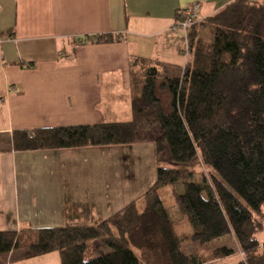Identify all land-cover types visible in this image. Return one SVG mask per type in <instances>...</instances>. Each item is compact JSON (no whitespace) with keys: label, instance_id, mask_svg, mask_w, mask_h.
I'll use <instances>...</instances> for the list:
<instances>
[{"label":"trees","instance_id":"obj_1","mask_svg":"<svg viewBox=\"0 0 264 264\" xmlns=\"http://www.w3.org/2000/svg\"><path fill=\"white\" fill-rule=\"evenodd\" d=\"M203 24L214 27L213 41L190 40L181 76L160 83L163 63H131V118L0 132V147L8 150L81 148L132 144L146 123L159 127L158 156L167 152L172 165L199 158L208 168L201 179L191 172L182 180V169L160 164L140 202L101 223L38 229L25 257L55 251L62 264H207L235 254L232 244L212 246L233 237L241 252L237 264H264L258 238L264 225L255 216L264 204V3L233 0ZM119 39L100 33L78 44ZM160 88L171 94L168 113L157 95ZM167 188L190 225L188 233L172 221L162 197ZM100 237L110 251L86 257L88 242ZM189 242L206 254L187 252ZM19 244L18 231H0V264Z\"/></svg>","mask_w":264,"mask_h":264},{"label":"crops","instance_id":"obj_2","mask_svg":"<svg viewBox=\"0 0 264 264\" xmlns=\"http://www.w3.org/2000/svg\"><path fill=\"white\" fill-rule=\"evenodd\" d=\"M194 1L202 5L196 22L187 34L173 31L178 9ZM231 1L0 0V132L124 120L120 115L129 114H120L119 104L133 96L131 63H163L160 83L166 76H181L184 48L193 37L194 42L200 39L197 27ZM100 33L120 39L78 44ZM157 95L165 108L159 89ZM159 134V127L142 123L138 140L128 145L29 151L0 147V231L20 233V246L4 257L5 264H62L55 251L24 256L38 229L101 223L140 202L155 183L159 165L170 163L167 152L157 154ZM172 204L168 211L179 231L185 221ZM186 246L187 252H204L198 243ZM232 246L240 259L237 243ZM232 258L207 264H228Z\"/></svg>","mask_w":264,"mask_h":264},{"label":"rangeland","instance_id":"obj_3","mask_svg":"<svg viewBox=\"0 0 264 264\" xmlns=\"http://www.w3.org/2000/svg\"><path fill=\"white\" fill-rule=\"evenodd\" d=\"M202 7V5H201ZM201 11V8H200ZM205 20V19H204ZM203 20V21H204ZM203 24V23H202ZM199 25L198 28V36L200 39L204 40L205 42L209 43L213 41L214 38V27L211 25ZM189 49V43L186 45V47L184 48V53H183V59H184V66L183 68H185V65L187 63L188 60V53L187 50ZM150 54V53H149ZM159 94L162 96L163 100H164V104H165V111L170 112L172 110L171 107V94L168 90L165 91V93H163L160 89H159ZM119 111L121 112L120 114H129L128 117H126V115H120V119H129L132 117L131 115V101L129 100H125L123 102H120L119 104ZM153 127H157L158 126H153ZM164 166H173L174 168H180L182 169L183 173H182V180L187 178V176L190 175V173L192 172L194 174V176L198 179L203 178V176L207 175L208 172V168L204 167L203 164L201 163V160L198 158L196 159L194 162L190 163V164H178V165H172L170 163H166ZM188 179V178H187ZM181 185L179 184V187ZM168 191V192H167ZM162 197L165 201V203L169 206V204L173 203L172 205H174V199H173V195L170 191L169 188L164 189L162 191ZM170 207V206H169ZM173 207V206H171ZM172 210V209H171ZM173 213V211H172ZM255 216L261 218L263 225H264V204L262 205V212H258L255 211ZM173 218L177 219V216L173 214ZM184 224L179 225L178 229L180 232H184V231H191L190 225L187 222V220H184ZM258 238L260 240L261 243L264 244V228L263 230L258 234ZM226 241V240H225ZM231 242V243H229ZM228 244H234V239L231 237V241L229 240ZM108 249V245L105 243L104 238L100 237L97 239H94L90 246H89V251H88V255L86 257L89 258V256H97L100 254H103V250L104 249ZM203 252V250L201 251ZM203 254H206V252L204 251ZM235 256V258H232L228 264H237L239 262V257H237L236 253L233 255ZM209 263V262H207ZM217 264H227L226 262H218Z\"/></svg>","mask_w":264,"mask_h":264},{"label":"built area","instance_id":"obj_4","mask_svg":"<svg viewBox=\"0 0 264 264\" xmlns=\"http://www.w3.org/2000/svg\"><path fill=\"white\" fill-rule=\"evenodd\" d=\"M201 3L194 1L189 5L178 9L177 21L171 26L173 31H182L188 33L189 28L196 22L200 14ZM3 37L0 36V58L2 55ZM188 53V50H187Z\"/></svg>","mask_w":264,"mask_h":264}]
</instances>
